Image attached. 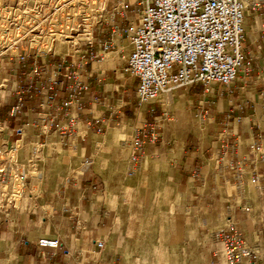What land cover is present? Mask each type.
I'll return each mask as SVG.
<instances>
[{"label": "crops", "instance_id": "obj_1", "mask_svg": "<svg viewBox=\"0 0 264 264\" xmlns=\"http://www.w3.org/2000/svg\"><path fill=\"white\" fill-rule=\"evenodd\" d=\"M244 28L243 53L251 57V70L241 73L231 88H174L169 96L136 108L138 80L125 71L132 45L124 36L111 37L105 28L95 33L96 58L76 77L86 86L77 99L70 100L67 88L75 68H62L53 89L44 82L52 65L60 64L53 58L40 63L39 93L25 97L16 117L11 114L15 96L0 93L1 147L7 151L20 141L22 154L32 163L33 147L41 148L37 157L50 148L51 159L62 163L51 169L56 182L38 184L36 175L28 173L20 200H3L0 264H135L140 240L149 241L145 254L183 256L186 241L200 248L202 240L213 241L230 223L250 248L262 249V243H254V231L244 225L249 214L239 207L248 206L255 214L264 211V0H253ZM109 42L112 50L103 51ZM18 71L29 73L28 68ZM140 116L143 122H138ZM70 117H78L79 131L73 134L67 125ZM120 123L129 135L108 134ZM151 126L159 129L161 140L147 138L133 165V140ZM229 164L239 167L229 171ZM153 175L161 177L177 210L178 225L171 236L152 227L136 233L137 220L117 213L133 205V199H122V191L129 197L145 192L146 206H152ZM111 207L116 211L107 215L105 209ZM40 239H58L60 246L40 247Z\"/></svg>", "mask_w": 264, "mask_h": 264}, {"label": "built area", "instance_id": "obj_2", "mask_svg": "<svg viewBox=\"0 0 264 264\" xmlns=\"http://www.w3.org/2000/svg\"><path fill=\"white\" fill-rule=\"evenodd\" d=\"M252 5L253 0H0V93L15 96L11 114L16 117L25 107V97L39 93L40 63L53 58L60 64L52 65L44 82L53 89L62 68H75L68 76L74 81L67 88L70 100L77 99L86 86L76 77L96 58L95 33L102 34L105 28H110L111 37L124 36L132 45L125 71L138 80L140 108L174 88L212 84L231 88L241 73L251 70V57L244 55L243 44L245 14ZM130 15L136 19L132 21ZM102 48L110 51L113 43ZM15 64L18 69H13ZM25 68L29 73L20 75L18 70ZM67 125L72 134L79 131L78 117L67 118ZM157 130L156 126L142 129L134 138L133 165L139 162L147 138L160 141ZM19 145L20 141L7 151L0 145V194H6L10 204H16L25 191L14 157ZM39 152L33 147L34 158ZM227 166L229 171L239 167ZM253 176L258 179L257 172ZM18 179L22 181L19 195ZM222 240L228 263L255 260V252L234 227L222 234ZM38 244L59 248L60 241L40 239ZM97 247L102 249L104 244Z\"/></svg>", "mask_w": 264, "mask_h": 264}, {"label": "rangeland", "instance_id": "obj_3", "mask_svg": "<svg viewBox=\"0 0 264 264\" xmlns=\"http://www.w3.org/2000/svg\"><path fill=\"white\" fill-rule=\"evenodd\" d=\"M117 22H121V16L117 17ZM170 94H168L169 96ZM136 108H140L136 105ZM144 119L142 116L139 117L138 122H143ZM151 126L150 128H152ZM149 128V129H150ZM148 130V129H146ZM159 130V129H158ZM157 130V131H158ZM159 133V132H158ZM163 133V130H160V134ZM108 134L113 135H119L121 137H126L130 134L128 127L126 124H121L119 126L114 127L113 130H109ZM164 134V133H163ZM168 135L174 136L172 132H167ZM166 134V136H167ZM163 136V135H162ZM193 138V136H190V138ZM161 140V136H160ZM47 151L49 153H44L42 156H38L37 158L33 159L32 162H28V156L22 154V145H19V152L14 154V157L16 158L17 162V168L19 173L23 175V184L24 189L26 187V184L28 183V180L25 179V175L30 173L32 175H36L37 177V183H41L42 181L45 183H54L56 182V177L52 174L53 169H60L62 167V163L57 159H51L50 157V148ZM41 153V148H40ZM32 159V158H31ZM52 169V170H51ZM45 173V174H44ZM124 181V179L122 178ZM152 184H153V202L152 206L148 207L146 206V200H147V193L140 192V193H133L131 194V197L129 192L122 191L120 193L122 199H133V205L132 206H124L120 209H117V213L124 217L133 216L136 220V233H140L142 230H144V233L149 230L150 227L153 228L155 231L158 229V231H164L166 233V236H171L176 231L177 222H178V214L177 210H174L173 207H171V203L173 200H170L168 198V193L165 190V188L162 185V180L159 175H153L152 176ZM18 182L20 183L17 195H19L22 191L21 187V180L18 179ZM35 192L38 191L37 188H35ZM6 198V194H0V210L3 208V200ZM20 196L17 197V200H20ZM148 204V203H147ZM246 205V203H245ZM239 210H244L249 214L248 216H244V225L249 228V230L254 231L255 244H263L262 249H251L255 252V260L251 259V262L243 261L241 263L237 264H243V263H249V264H264V211H258L256 214L255 212L250 211V208L247 206L239 207ZM106 214L110 215L111 213L115 212L116 209L111 207L108 209H105ZM251 214V215H250ZM255 221V222H254ZM254 225V227H252ZM230 227H234L236 231L242 235L243 239L244 235L243 233L238 229V227L230 223L226 230L220 231L215 235V239L213 241L204 242L203 240L202 245L200 248H197L195 243L192 241H186L185 243V254L183 256H175V255H169V256H154L150 254H145L146 252H149L148 244L149 241H138V247L140 248L141 254H139L135 259V264H230L228 263L226 256H225V244L222 240V234L230 229ZM254 228V229H252ZM155 234V232L153 233ZM146 242V245L144 243ZM246 242V240H245ZM247 244V242H246ZM248 245V244H247ZM255 247V246H254ZM145 248V249H144ZM170 251V250H169Z\"/></svg>", "mask_w": 264, "mask_h": 264}]
</instances>
